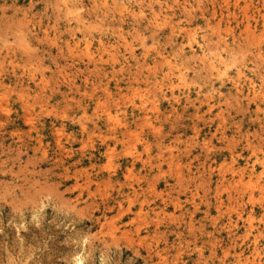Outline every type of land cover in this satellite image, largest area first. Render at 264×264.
Masks as SVG:
<instances>
[{
  "label": "rangeland",
  "instance_id": "1",
  "mask_svg": "<svg viewBox=\"0 0 264 264\" xmlns=\"http://www.w3.org/2000/svg\"><path fill=\"white\" fill-rule=\"evenodd\" d=\"M157 263L264 264V0H0V264Z\"/></svg>",
  "mask_w": 264,
  "mask_h": 264
},
{
  "label": "bare ground",
  "instance_id": "2",
  "mask_svg": "<svg viewBox=\"0 0 264 264\" xmlns=\"http://www.w3.org/2000/svg\"><path fill=\"white\" fill-rule=\"evenodd\" d=\"M125 133V132H124ZM126 134V133H125ZM85 174V173H84ZM89 182V181H88ZM121 213V212H120ZM121 216V215H120ZM138 229V228H137ZM129 231V230H128ZM126 232V231H125ZM121 233V232H120ZM122 233H124V232H122ZM127 233V232H126ZM129 233V232H128ZM124 236L126 235L125 233L123 234ZM128 235H130V234H128ZM126 237V236H125ZM138 237V236H137ZM141 237V236H140ZM139 240H141V239H139V238H137V241H139ZM129 241V240H128ZM132 241V240H131ZM148 246V245H147ZM157 252V251H156ZM158 264V263H157Z\"/></svg>",
  "mask_w": 264,
  "mask_h": 264
}]
</instances>
